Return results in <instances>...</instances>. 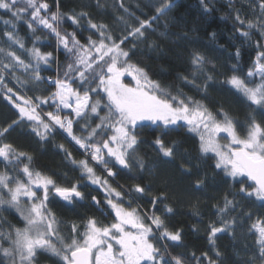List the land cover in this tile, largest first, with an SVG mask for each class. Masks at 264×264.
I'll use <instances>...</instances> for the list:
<instances>
[{"label":"snow or ice","instance_id":"6c2138e0","mask_svg":"<svg viewBox=\"0 0 264 264\" xmlns=\"http://www.w3.org/2000/svg\"><path fill=\"white\" fill-rule=\"evenodd\" d=\"M217 2L199 0L202 15L211 16ZM53 4L0 0L8 17L0 16V99L14 114L0 124V264H39L45 254L54 264H228L216 242L224 235L235 239L238 229L254 237V246L245 245V258L231 264H264V0L222 5L221 19L232 21L229 39L255 46L246 72L235 45L228 58L235 63L222 64L223 72L204 52H188L187 74L177 79L201 99L173 91L133 62L141 44L160 50L150 34L176 7L174 0H148L145 7L153 14L145 18L143 9L138 16L119 0L122 14L116 23L124 27L118 35L108 24L93 21L88 4L79 11H63L60 0ZM95 7H101L100 0ZM19 24L27 39L20 36ZM83 32L89 35L81 38ZM208 36L215 43L217 34ZM178 39L192 42L187 32ZM48 47L53 51L42 50ZM210 90L235 97L245 107L244 119L213 101ZM18 129H27L23 134L41 147L57 131L66 133L84 158L76 159L63 144L56 147L79 175L38 166L32 151L10 139ZM142 130L151 131V140ZM173 134L183 139H169ZM189 141L195 154L185 147ZM144 145L155 159L142 154ZM124 175L137 182L120 184L117 178ZM220 184L229 190L209 197L215 201L213 218L204 225L214 255L178 251L188 246L184 227L173 223L177 206L186 204L204 224L201 197ZM53 205L78 219L58 217ZM78 209L86 211L81 215ZM89 209L100 216L88 214ZM4 213L15 215L22 226ZM191 231L200 228L193 225Z\"/></svg>","mask_w":264,"mask_h":264},{"label":"trees","instance_id":"16d2710c","mask_svg":"<svg viewBox=\"0 0 264 264\" xmlns=\"http://www.w3.org/2000/svg\"><path fill=\"white\" fill-rule=\"evenodd\" d=\"M50 4H53V0H48ZM63 11H70L72 9L80 10L81 6L88 4L89 7L85 10L88 11L94 22L97 23H106L114 31L115 34H119L120 30L123 29L122 24L116 23V17L122 14V10H118L119 0H100L101 7H95L96 0H60ZM157 2V0H153ZM176 7L172 9L168 17L161 18V20L154 25L157 28L155 33L150 34V41H156L160 45L159 51H151L146 45L141 44L137 49L136 56L133 57V62H139L141 66L146 67L150 71L153 79L160 81L163 85L170 87L173 91L176 89H182L185 94L188 96H193L196 99H201V96L195 91V89L185 86L182 81L177 79L180 74H187L185 72L186 62L188 59V52L192 51L194 48L204 52L213 63H215L220 71H226V68L220 67L222 64L230 66L232 63H235L234 60H229V56L235 52L236 47L240 48L241 56L239 60V66L246 72L251 66L252 61L255 58L256 49L255 46L249 47L248 43L245 42L241 44V41L238 39L230 40L229 37L232 36L231 19H221L225 16L226 10L222 5L226 0H218L215 4V11L211 16L205 17L202 15L201 8L199 6V0H174ZM124 3L130 10L134 11L136 15L141 16V9H143L144 15L141 18L152 15L153 10L145 7L148 3V0H124ZM139 4L140 8H137L136 5ZM53 10H55V5L53 4ZM0 16H4L3 10H0ZM7 19V16H4ZM167 25V27H165ZM68 31H72V27L65 25ZM195 27L196 31H192V28ZM4 26L0 23V33H2ZM19 34L21 37L27 39L26 37V28L23 24L18 25ZM167 33V36H161L160 33ZM185 32L188 33L191 43L189 41H184L178 39L179 36L183 35ZM215 32L217 34L215 43L210 42L208 33ZM81 38L87 37L89 32H83L80 34ZM257 37H253V40ZM48 44L55 45V41L48 39L45 41ZM30 46V45H29ZM223 46L227 51H217V48ZM44 51H53V47H48L42 49ZM64 56L60 55V62H64ZM55 66H53V71ZM243 74V73H241ZM42 75H50L49 72H43ZM128 82V79L125 80ZM43 94V93H37ZM27 95H33L32 92H28ZM210 95L213 98V101H220L224 103L226 108H229L234 114V102L235 97L210 90ZM206 103H208L206 101ZM211 106V104L209 105ZM50 110V109H46ZM245 115V114H244ZM244 115L240 118L244 119ZM10 118H14L13 111L6 104L3 99H0V124L5 121H9ZM79 126H74V131L79 135L78 131ZM27 129H18L17 132H14L10 139H12L16 144L25 150H30L34 153L38 160V166H43L46 169H52L57 172L68 171L71 176H78V172L71 171V165H68L63 158V153H60L56 145L63 144L69 151L73 153V156L76 159H83L84 157L80 154L78 146H74V142L70 143V139L65 135V133L60 130L54 134V137L50 138V142L43 145V147L35 143V137L24 135L23 133L27 132ZM143 136L145 139L151 140L152 135L150 130H142ZM169 139H183L182 136L173 134ZM185 147L194 152V142L189 141L185 144ZM146 154L149 158L155 159V153L148 146H143V153ZM208 163H211L209 161ZM97 172L101 175L104 173L99 169ZM209 171V175H211ZM118 182L125 185L126 187L131 186L137 181L130 180L126 175L118 177ZM147 182V181H145ZM216 191H210L207 195L201 197V206L200 212L202 214L201 218L204 221V224L198 223V218L192 216L191 209L185 205H178L177 215L173 223L183 226L186 232L185 244L188 246L186 250L178 249V251H186L187 254L195 252L197 256H200L201 252L208 251L210 256H213L214 253L209 250V245L206 239V233L204 231V225L212 219L213 209L211 205L215 203L214 200H210L209 197L216 195L217 191L220 195H223L224 192L228 191V185L220 184L213 186ZM92 195H98L96 191H92ZM102 199V196H99ZM144 204V201H141ZM53 210L56 212L58 217H61L64 220H76L78 219L76 213H73L65 208H61L58 205H53ZM79 213L83 215L85 209H78ZM88 214L100 216V213L96 209L87 210ZM7 219L17 226H22V222L18 220L15 215H9L4 213ZM195 225L200 228V232L192 233L191 228ZM217 246L229 257L230 260L228 264H231L232 261H238L245 258V245L249 248L254 246V237L247 236L244 230L238 229L236 233V238L233 239L229 235L222 236L217 240ZM250 254V253H249ZM39 264H54L53 258H50L48 255H41L39 258Z\"/></svg>","mask_w":264,"mask_h":264},{"label":"rangeland","instance_id":"374dc122","mask_svg":"<svg viewBox=\"0 0 264 264\" xmlns=\"http://www.w3.org/2000/svg\"><path fill=\"white\" fill-rule=\"evenodd\" d=\"M127 79L129 81L131 78L130 77L125 78V80H127ZM244 114H245V107L238 104L237 101L235 100V102H234V115H237V116H239V118H241ZM65 135H66V133H65ZM99 175H101V174H99Z\"/></svg>","mask_w":264,"mask_h":264}]
</instances>
